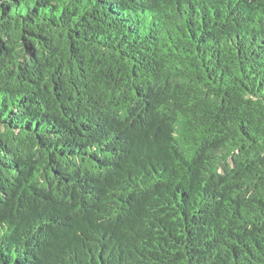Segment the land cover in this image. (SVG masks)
<instances>
[{
  "label": "trees",
  "instance_id": "obj_1",
  "mask_svg": "<svg viewBox=\"0 0 264 264\" xmlns=\"http://www.w3.org/2000/svg\"><path fill=\"white\" fill-rule=\"evenodd\" d=\"M0 264H264V0H0Z\"/></svg>",
  "mask_w": 264,
  "mask_h": 264
}]
</instances>
